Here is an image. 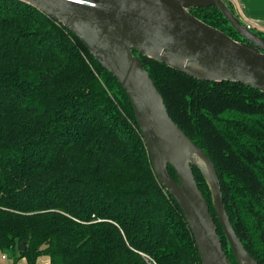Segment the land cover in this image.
Listing matches in <instances>:
<instances>
[{"label": "trees", "instance_id": "obj_1", "mask_svg": "<svg viewBox=\"0 0 264 264\" xmlns=\"http://www.w3.org/2000/svg\"><path fill=\"white\" fill-rule=\"evenodd\" d=\"M190 13L241 39L218 9ZM139 58L172 121L214 165L244 250L264 264V93ZM191 169L239 264L202 170ZM0 252L26 264H201L121 86L61 23L18 0H0Z\"/></svg>", "mask_w": 264, "mask_h": 264}, {"label": "water", "instance_id": "obj_2", "mask_svg": "<svg viewBox=\"0 0 264 264\" xmlns=\"http://www.w3.org/2000/svg\"><path fill=\"white\" fill-rule=\"evenodd\" d=\"M61 23L125 92L153 171L178 204L201 264H230L213 218L184 156L187 144L209 169L216 219L239 264H257L226 215L211 160L172 121L139 56L206 82H234L264 93V39L223 0H18ZM214 7L243 39L237 42L195 18L191 9ZM136 51L139 56H135ZM170 166L177 181L168 172ZM24 250V244H20Z\"/></svg>", "mask_w": 264, "mask_h": 264}, {"label": "crops", "instance_id": "obj_3", "mask_svg": "<svg viewBox=\"0 0 264 264\" xmlns=\"http://www.w3.org/2000/svg\"><path fill=\"white\" fill-rule=\"evenodd\" d=\"M223 1L232 7L239 20L244 24L251 26L252 30L255 32L264 34V0ZM37 264H50L49 258L40 257L37 260Z\"/></svg>", "mask_w": 264, "mask_h": 264}, {"label": "bare ground", "instance_id": "obj_4", "mask_svg": "<svg viewBox=\"0 0 264 264\" xmlns=\"http://www.w3.org/2000/svg\"><path fill=\"white\" fill-rule=\"evenodd\" d=\"M184 156L185 159L189 162H193L199 166H201V168L204 171V174L206 176H209V169L208 167L203 163V161L200 159V157L193 151V149L188 146L187 144H185L184 146Z\"/></svg>", "mask_w": 264, "mask_h": 264}, {"label": "rangeland", "instance_id": "obj_5", "mask_svg": "<svg viewBox=\"0 0 264 264\" xmlns=\"http://www.w3.org/2000/svg\"><path fill=\"white\" fill-rule=\"evenodd\" d=\"M232 38L234 39V41L243 42L241 39H237L235 36H232ZM203 175H204V178L208 184L207 176L204 173H203ZM0 264H26V263L23 259L16 260L15 257L9 252H0Z\"/></svg>", "mask_w": 264, "mask_h": 264}, {"label": "built area", "instance_id": "obj_6", "mask_svg": "<svg viewBox=\"0 0 264 264\" xmlns=\"http://www.w3.org/2000/svg\"><path fill=\"white\" fill-rule=\"evenodd\" d=\"M246 25V24H245ZM250 30H252V28H251V26H249V25H246Z\"/></svg>", "mask_w": 264, "mask_h": 264}]
</instances>
